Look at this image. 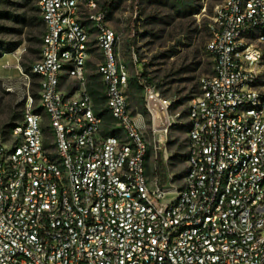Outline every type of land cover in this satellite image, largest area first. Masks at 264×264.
Masks as SVG:
<instances>
[{
  "label": "built area",
  "instance_id": "built-area-1",
  "mask_svg": "<svg viewBox=\"0 0 264 264\" xmlns=\"http://www.w3.org/2000/svg\"><path fill=\"white\" fill-rule=\"evenodd\" d=\"M36 1L40 59L6 89L22 93L23 116L0 133V264H264V0H218L179 188L149 167L103 0ZM94 51L108 134L86 88ZM151 96L168 114L157 151L176 121Z\"/></svg>",
  "mask_w": 264,
  "mask_h": 264
},
{
  "label": "rangeland",
  "instance_id": "rangeland-1",
  "mask_svg": "<svg viewBox=\"0 0 264 264\" xmlns=\"http://www.w3.org/2000/svg\"><path fill=\"white\" fill-rule=\"evenodd\" d=\"M218 4V0L102 2L109 25L120 37L119 60L131 75L128 96L132 112L150 144L149 167L155 168L162 179L165 174L167 183L178 188L188 167V101L198 92L202 77L213 72L214 61L207 51L208 25ZM152 15L161 21L149 19ZM43 32L42 14L36 0H0V133H7L22 120V93L10 94L6 89L15 85L22 87L16 66L30 73L32 65L40 59ZM92 53L86 88L97 114L105 120L104 132L108 134L109 130L114 131L116 123L105 108L102 83L97 74L100 54ZM15 54L20 56L19 61L12 56ZM38 83V78L32 77L31 91L36 107L39 105ZM81 88L68 82L64 84V89L70 93ZM154 91L160 99L171 103L169 114L176 121L166 136V146L157 151L154 145L158 137L152 134V128L155 125L160 130L167 127L168 114L161 102L151 96ZM46 132L50 133V129Z\"/></svg>",
  "mask_w": 264,
  "mask_h": 264
},
{
  "label": "trees",
  "instance_id": "trees-1",
  "mask_svg": "<svg viewBox=\"0 0 264 264\" xmlns=\"http://www.w3.org/2000/svg\"><path fill=\"white\" fill-rule=\"evenodd\" d=\"M150 18L149 19H152V20H158V21H161V20H159L158 18H157V16H155V15H152V16H149ZM43 22V21H42ZM44 25V24H43ZM43 34H44V32H43ZM142 78H145V76H143ZM165 176V177H164ZM167 177H166V175L164 174L163 175V185H165L166 183H167Z\"/></svg>",
  "mask_w": 264,
  "mask_h": 264
},
{
  "label": "bare ground",
  "instance_id": "bare-ground-1",
  "mask_svg": "<svg viewBox=\"0 0 264 264\" xmlns=\"http://www.w3.org/2000/svg\"><path fill=\"white\" fill-rule=\"evenodd\" d=\"M19 52H20V51H19ZM19 52H18V53H19Z\"/></svg>",
  "mask_w": 264,
  "mask_h": 264
},
{
  "label": "crops",
  "instance_id": "crops-1",
  "mask_svg": "<svg viewBox=\"0 0 264 264\" xmlns=\"http://www.w3.org/2000/svg\"><path fill=\"white\" fill-rule=\"evenodd\" d=\"M1 79V78H0Z\"/></svg>",
  "mask_w": 264,
  "mask_h": 264
}]
</instances>
